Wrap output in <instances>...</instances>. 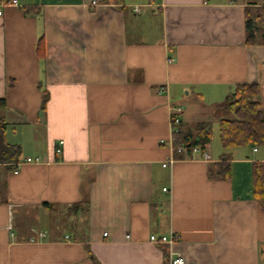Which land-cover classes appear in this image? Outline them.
<instances>
[{
	"label": "crops",
	"instance_id": "1",
	"mask_svg": "<svg viewBox=\"0 0 264 264\" xmlns=\"http://www.w3.org/2000/svg\"><path fill=\"white\" fill-rule=\"evenodd\" d=\"M17 1L0 17L6 140L45 162L0 164V264H264V143L211 139L210 162L169 144L178 107L212 135L237 85L259 84L264 107V45L246 43L264 0ZM222 161L229 176L210 178Z\"/></svg>",
	"mask_w": 264,
	"mask_h": 264
},
{
	"label": "trees",
	"instance_id": "2",
	"mask_svg": "<svg viewBox=\"0 0 264 264\" xmlns=\"http://www.w3.org/2000/svg\"><path fill=\"white\" fill-rule=\"evenodd\" d=\"M246 43L264 45V6L246 9ZM259 96V84H239L223 102L214 106L220 117V140L223 147L259 146L264 143V107ZM48 101L49 93L43 90L42 111L46 110ZM6 110V100L0 99V164L11 165L19 161L22 150L19 145H10L6 140L7 124L2 115ZM174 136L176 148L186 146L191 149L199 146L205 152L212 139V129L207 122L192 126L178 125ZM213 167L209 170L210 178L229 176L230 168L224 161ZM14 169V166L7 168L8 171ZM253 187L254 199L264 211V162L253 165Z\"/></svg>",
	"mask_w": 264,
	"mask_h": 264
},
{
	"label": "built area",
	"instance_id": "3",
	"mask_svg": "<svg viewBox=\"0 0 264 264\" xmlns=\"http://www.w3.org/2000/svg\"><path fill=\"white\" fill-rule=\"evenodd\" d=\"M18 5V1L17 0H0V17L4 15V8L8 7V6H16ZM98 5V1L97 0H93L91 2V7H96ZM140 7H136L134 9L135 12H140ZM182 113V108L178 107L176 109H174V111L172 112V116H171V124H172V138L169 141V144L171 146L172 152L180 154V155H188L190 153L192 154H202L203 159L206 162H210L212 160L211 155L208 152H203L201 151V148L199 146L193 147V148H187L186 146H181L179 148H176L174 146V141H175V136L174 133L177 130V126L181 125V118H180V114ZM161 143L164 144L165 140H161ZM62 145V144H61ZM57 153L61 154L62 153V149L61 147H59L57 149ZM175 160L174 157H171L169 159V162H173ZM41 162H45V160L41 159L40 157H36V158H26L24 160H20L17 163L14 164V172H18V170H20V168L27 163H41ZM165 166V165H164ZM164 191H167V189H164ZM105 236H107V233H105ZM46 237V233H37L35 237H32L30 239L31 243H37L38 241H40L42 238ZM66 239H69L68 236H66ZM150 241L152 243L155 244H159V245H173L174 243H176L178 241V237L173 234L170 237L167 236H161V237H157L152 235L150 237ZM170 264H186L185 260L182 256L177 255L174 259H171Z\"/></svg>",
	"mask_w": 264,
	"mask_h": 264
},
{
	"label": "rangeland",
	"instance_id": "4",
	"mask_svg": "<svg viewBox=\"0 0 264 264\" xmlns=\"http://www.w3.org/2000/svg\"><path fill=\"white\" fill-rule=\"evenodd\" d=\"M213 147L215 148V150H218L222 147L221 145V141H220V138H219V125H215L213 127Z\"/></svg>",
	"mask_w": 264,
	"mask_h": 264
}]
</instances>
